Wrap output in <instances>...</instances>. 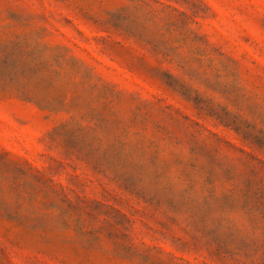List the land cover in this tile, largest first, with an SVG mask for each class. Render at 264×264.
I'll list each match as a JSON object with an SVG mask.
<instances>
[{
	"label": "rangeland",
	"instance_id": "1",
	"mask_svg": "<svg viewBox=\"0 0 264 264\" xmlns=\"http://www.w3.org/2000/svg\"><path fill=\"white\" fill-rule=\"evenodd\" d=\"M0 264H264V0H0Z\"/></svg>",
	"mask_w": 264,
	"mask_h": 264
}]
</instances>
